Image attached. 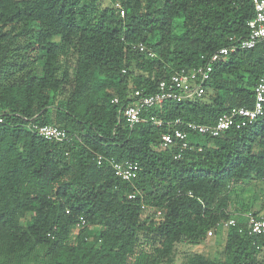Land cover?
I'll list each match as a JSON object with an SVG mask.
<instances>
[{
  "label": "trees",
  "instance_id": "1",
  "mask_svg": "<svg viewBox=\"0 0 264 264\" xmlns=\"http://www.w3.org/2000/svg\"><path fill=\"white\" fill-rule=\"evenodd\" d=\"M253 17L251 0H0V264H168L177 245L198 246L230 220L223 260L193 254L187 264H264V239L240 218L245 184L264 183V112L222 137H190L180 158L162 145L169 128L129 129L120 112L134 90L153 94L245 38ZM263 75L260 44L214 64L202 99L153 114L213 125L252 108ZM34 125L68 140L38 137ZM111 159L136 163V178H117Z\"/></svg>",
  "mask_w": 264,
  "mask_h": 264
},
{
  "label": "built area",
  "instance_id": "2",
  "mask_svg": "<svg viewBox=\"0 0 264 264\" xmlns=\"http://www.w3.org/2000/svg\"><path fill=\"white\" fill-rule=\"evenodd\" d=\"M254 10V17L247 23L248 34L245 38L236 40L230 38L228 45L222 47L204 59V63L193 69H183L176 72L169 79L160 81L157 91L153 94H144L139 90H134L131 95L132 104L120 109L124 124L133 128L137 124L146 123L155 127L166 126L169 132L161 136L163 147H174L178 149L175 158H180L181 152L189 148V139L192 136L219 138L230 130H240L253 125L264 112V75L258 80L253 89L254 102L252 108H232L229 112L219 116L213 125H200L196 123H186L180 119L173 121L158 119L154 116V111L159 109L167 102H192L202 99L205 93V84L210 79L214 64L240 51L252 50L260 44H264V0H251ZM117 8L120 9L118 5ZM123 16V11H120ZM141 53L146 52L143 44H137L133 47ZM149 57H154L152 52H148ZM124 73V71H123ZM113 104H118L115 98ZM3 122L0 114V124ZM32 131L46 140L64 142L68 140V135L64 129L52 125H43L32 127ZM200 151V149H199ZM103 161L101 156L97 157V164ZM114 175L122 181L131 182L137 176L139 170L136 163L116 162L107 160ZM135 195H129L128 199H133ZM160 215L157 212L156 217ZM247 224L249 235L260 236L264 239V215L254 217L248 213L243 216ZM235 222L230 220L227 223L218 225V228H227L234 226ZM84 225L81 220L74 228L73 233L78 232ZM243 232L242 228L238 229ZM213 235L212 231L207 233L208 237Z\"/></svg>",
  "mask_w": 264,
  "mask_h": 264
},
{
  "label": "rangeland",
  "instance_id": "3",
  "mask_svg": "<svg viewBox=\"0 0 264 264\" xmlns=\"http://www.w3.org/2000/svg\"><path fill=\"white\" fill-rule=\"evenodd\" d=\"M102 6L108 4V0H94ZM179 23L175 24L174 34L178 35L180 33ZM54 41H57L55 39ZM243 190V204H246L245 207L249 206V212L256 216L264 215V183H247ZM240 192V191H239ZM245 196V197H244ZM254 198V199H253ZM244 199V200H243ZM241 206V205H240ZM242 208V207H241ZM231 211H234L233 206L230 207ZM239 216V215H238ZM30 215L26 214L20 218L21 226H25L30 220ZM244 218V217H240ZM75 232L73 233L72 238H74ZM226 240V228H222L216 232H213V235L209 237L204 243L198 246H189L187 244H179L176 246L173 255L169 259L168 264H187V259L193 254H202L205 258L209 260H223L224 257V245ZM5 247H0V262L3 261V254ZM7 264H14L13 258H8ZM26 260H22L24 264ZM167 262H162L166 264ZM34 264V263H31Z\"/></svg>",
  "mask_w": 264,
  "mask_h": 264
}]
</instances>
